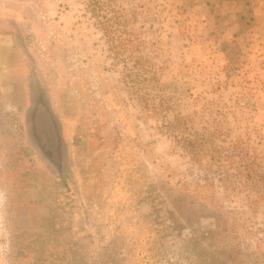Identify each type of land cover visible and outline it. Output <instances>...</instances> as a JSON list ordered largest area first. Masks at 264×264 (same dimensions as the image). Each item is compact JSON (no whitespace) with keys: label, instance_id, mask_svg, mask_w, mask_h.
Listing matches in <instances>:
<instances>
[{"label":"rangeland","instance_id":"374dc122","mask_svg":"<svg viewBox=\"0 0 264 264\" xmlns=\"http://www.w3.org/2000/svg\"><path fill=\"white\" fill-rule=\"evenodd\" d=\"M108 2L158 78L149 115L147 89L102 33L112 9L0 0L25 26L21 50L0 34V264H264V182L240 165L264 172L261 59L223 39L203 0ZM26 64L67 120L63 180L20 138Z\"/></svg>","mask_w":264,"mask_h":264},{"label":"flooded vegetation","instance_id":"af4514ba","mask_svg":"<svg viewBox=\"0 0 264 264\" xmlns=\"http://www.w3.org/2000/svg\"><path fill=\"white\" fill-rule=\"evenodd\" d=\"M23 24L17 18L14 7L0 5V34L9 36L16 49L20 50L25 32L18 31L17 28L22 26L24 29ZM26 69L22 100L17 106H13L17 112L16 122L20 138L33 162L46 173L63 180L61 167L68 162L64 140L67 120L36 70L29 68L28 64Z\"/></svg>","mask_w":264,"mask_h":264},{"label":"trees","instance_id":"16d2710c","mask_svg":"<svg viewBox=\"0 0 264 264\" xmlns=\"http://www.w3.org/2000/svg\"><path fill=\"white\" fill-rule=\"evenodd\" d=\"M103 0H92V5H90L92 15L96 17H101L103 9H112L111 19L108 22V27H104L102 30L103 35L107 38V43L114 50V55L119 56V60L123 63V66L127 68L130 63V69L125 75L128 78L134 77L135 82L144 86L147 89L146 105L145 110L149 115L153 110L154 106L151 105L152 96L150 91L155 89L158 84V78L156 73L153 71V65L149 62L143 60L139 54L140 40L139 37L128 24V21L122 14V11L115 9L110 5L109 0L102 2ZM123 52H127L128 57H123ZM133 80V79H132ZM134 82V81H133ZM143 100V99H142ZM182 119L176 118L174 123L170 125L172 127H177L178 129H186V124ZM179 140V139H178ZM193 141L191 139L183 140V148L190 155V159L198 165H202L205 156L202 152L197 151L193 148ZM211 158V157H210ZM213 158V157H212ZM227 164L235 163L238 161L226 159ZM243 166V170L246 171V176H248V181L250 185L261 184L264 182V172L260 171H249V166L247 163H240ZM203 185L200 189H203Z\"/></svg>","mask_w":264,"mask_h":264},{"label":"crops","instance_id":"0c3cea01","mask_svg":"<svg viewBox=\"0 0 264 264\" xmlns=\"http://www.w3.org/2000/svg\"><path fill=\"white\" fill-rule=\"evenodd\" d=\"M199 8L206 9L211 24L224 23V40L250 47L264 66V0H203Z\"/></svg>","mask_w":264,"mask_h":264}]
</instances>
